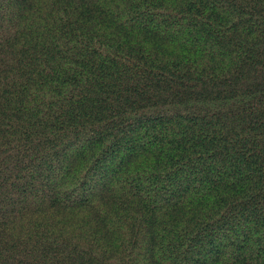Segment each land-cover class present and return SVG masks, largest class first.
<instances>
[{
	"label": "trees",
	"instance_id": "trees-1",
	"mask_svg": "<svg viewBox=\"0 0 264 264\" xmlns=\"http://www.w3.org/2000/svg\"><path fill=\"white\" fill-rule=\"evenodd\" d=\"M0 264H264V0H0Z\"/></svg>",
	"mask_w": 264,
	"mask_h": 264
}]
</instances>
